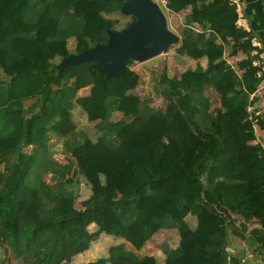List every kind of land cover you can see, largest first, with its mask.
Returning <instances> with one entry per match:
<instances>
[{"label": "trees", "instance_id": "1", "mask_svg": "<svg viewBox=\"0 0 264 264\" xmlns=\"http://www.w3.org/2000/svg\"><path fill=\"white\" fill-rule=\"evenodd\" d=\"M166 1L169 11L186 7L185 0ZM198 1L188 0L191 12L177 53L205 58L206 67L197 63L173 78L163 73L154 88L164 102L157 109L133 94L139 84L133 70L113 77L87 61L59 67L72 57L70 39L73 56L107 44L115 22L106 16L120 13L123 0H0V156L8 172L0 189V264L7 253L19 264H31L30 257L32 264H71L89 248L90 223H75L80 215L64 176L74 164L90 191L84 213L108 235L118 236L125 226L124 239L134 251L156 232L173 229L179 243L161 245L164 264H238L225 248L230 235L244 239L236 225L242 220L258 225L249 235L264 258V148L252 144L248 110L264 84L258 65L264 52L237 26L235 4L200 0L209 1L203 18ZM227 46L232 56L244 55L235 67L223 59ZM85 88L89 94L79 97ZM206 89L215 92L217 106ZM76 108L101 134L96 142L54 129ZM115 112L124 119L112 121ZM16 113L19 128L12 121ZM165 135L171 141L163 145ZM52 139H65L71 156L65 164L54 160ZM125 171L131 185L113 201L105 179ZM134 251L119 244L105 258L83 264H157Z\"/></svg>", "mask_w": 264, "mask_h": 264}, {"label": "rangeland", "instance_id": "2", "mask_svg": "<svg viewBox=\"0 0 264 264\" xmlns=\"http://www.w3.org/2000/svg\"><path fill=\"white\" fill-rule=\"evenodd\" d=\"M152 2L156 3L159 8L161 9L167 31L176 37V42L168 43L165 48V51H161L156 56L139 61V60H132L129 59L124 64V69L133 70L139 76V84L137 88L133 91V94L137 95L143 102H146L150 107H154L157 109H161L163 107V100L161 97L156 95L155 93V86L157 79L163 74L166 73L170 78L179 77L182 73L193 70L197 63H199L203 68L206 67V60L200 59L198 61H194L190 58L185 56H181L177 53V48L180 45V41L182 38V33L184 29V18L187 14L191 12V7L188 4V0H185L186 7L179 11H169L166 7L160 6L158 4V0H151ZM230 2V0H227ZM209 2V1H208ZM208 2H201L198 1V8L199 14L201 17L205 18L206 13L208 12L207 4ZM108 19L115 22V25L111 32L121 34L123 33L130 25L134 24V22H139L141 24V16L138 12L133 13H126L120 12L116 13ZM238 26V23H237ZM195 28L200 29L198 26ZM74 45V42H72ZM70 50V45L67 46ZM72 50L71 54L73 56ZM70 52V51H69ZM232 49L231 47H225V53L223 59L225 60L226 64L231 67H235L238 60L244 58V55L238 53L235 56L231 55ZM264 58V53H263ZM264 61V59L262 60ZM261 61V62H262ZM56 64L60 62V60L54 61ZM111 66H114V63L109 62ZM97 63H94L96 65ZM261 66L262 70L264 71V63L258 64ZM97 66V65H96ZM101 69V68H100ZM102 70V69H101ZM114 73L116 71H113ZM205 95L212 101L213 106H217L219 102L215 92L212 89H206ZM251 105H249V112L253 114V122H254V131L256 135V140L252 144H259L264 148V129L260 126L262 122H264V84L261 83L258 86L256 93L251 96ZM18 114H14L12 120L14 122L18 120ZM123 116L119 112H115L112 115V121H120L123 120ZM73 124L72 127H69L64 130V135L67 136L70 131L74 130L77 132L76 138L79 136V132L82 133L84 136L96 142L99 137L101 136L95 129L94 123H89L86 117L79 111H75L73 113L72 118ZM76 134V133H75ZM65 139L60 141L59 143L55 142L53 139L50 141L49 145L53 150H55L56 154L54 155V160L60 164H65L66 160H69L71 156L66 154L64 150L63 142ZM171 141L170 135H165L162 140V144L166 145ZM30 149H26V152H29ZM8 172L4 166V157L0 156V189H2L5 176H7ZM65 178L70 181L71 189L75 196L74 200V210L77 214H79V219L75 223H81L82 221L87 220L90 224L88 226V231L91 233L92 242L89 245V248L74 257L71 261V264H83L93 262L99 258H105L107 256V251L110 247L119 245L123 243V246L126 248H130L134 250L130 243L126 242L124 236L127 232V228L125 226H120L118 231V236L108 235L104 231L100 230L98 225L93 222L91 213H84L83 208V201L87 199L90 194L89 189L81 180L79 166L74 164V167L71 168L69 171L65 173ZM44 180L51 184L50 176L47 175L44 177ZM107 185H110L112 188L110 190L113 201L119 199L121 192H123L126 188L131 185V178L127 171L116 175L110 181L105 179ZM111 218V216H106V219ZM190 218V217H189ZM188 224L190 227H193L194 221L190 218L187 219ZM238 230L243 231V235L249 234L252 228H255L258 225L255 222H244L241 221L238 225ZM255 226V227H254ZM250 228V229H249ZM243 229V230H242ZM232 235H230L231 238ZM163 243H168L170 246L177 245L178 243V235L176 234V230L172 229H163V231L156 232L144 245L143 247L137 252L138 256H142V254H148L153 256L156 259L157 264H160L163 255L161 254L160 247ZM0 258L1 257L0 255ZM30 263H33V259L29 258ZM3 264H19L18 261L12 259L9 253L6 254L4 257Z\"/></svg>", "mask_w": 264, "mask_h": 264}, {"label": "water", "instance_id": "3", "mask_svg": "<svg viewBox=\"0 0 264 264\" xmlns=\"http://www.w3.org/2000/svg\"><path fill=\"white\" fill-rule=\"evenodd\" d=\"M123 1L125 4L121 12H138L141 24L134 22L121 34L109 31L106 45L72 56L62 62L60 68L67 64L87 61L92 63V68L99 73L115 77L125 71L124 64L127 60L143 61L152 58L165 51L168 43L176 42V37L167 31L164 15L156 3L151 0ZM109 62L114 63V66ZM94 63H97V66Z\"/></svg>", "mask_w": 264, "mask_h": 264}, {"label": "crops", "instance_id": "4", "mask_svg": "<svg viewBox=\"0 0 264 264\" xmlns=\"http://www.w3.org/2000/svg\"><path fill=\"white\" fill-rule=\"evenodd\" d=\"M232 1H234L233 4L236 5V9L238 13V18H239L237 22L238 27L242 28L252 38L253 46H255L258 50H262L264 52V0H232ZM110 16H106V18ZM72 42H74V40L70 39L68 40V44H67V46L70 45V50L67 47L70 53L74 49V45L72 44ZM261 56L263 57V55ZM202 59H205V58H202ZM55 60H59V59L57 58ZM88 94H89V88L81 89L77 93L79 97L87 96ZM75 111L81 112L77 108L74 109L72 112V118H73V113ZM72 118L68 122L59 124L54 129H57L62 134H64L65 129L72 127L71 126L73 124ZM14 124L17 128L20 127L21 120L19 116H18V120H16ZM187 219H190L189 216L186 218V220ZM191 219L194 221V224H193V227H190V228L195 229L196 220L194 218H191ZM241 221L242 220L237 222L236 224L237 228L239 227L238 225L240 224ZM228 233L230 234V231H228ZM243 237L244 239L242 240L236 236H231V238L229 236L228 248L230 250V256L238 260L237 262L238 264H264V258H261L260 256L257 255L258 254L257 249H256L257 246L254 244V240L250 237L248 233L243 235ZM178 243H179V236H178ZM178 243L177 245L170 246V247L176 248L178 246ZM124 247L126 248V246ZM127 250H132V249L128 248ZM137 252L138 251L136 250L134 251V253L138 256ZM144 256H151V255L142 254V256H138V257H144ZM160 264H164V257L162 258Z\"/></svg>", "mask_w": 264, "mask_h": 264}, {"label": "built area", "instance_id": "5", "mask_svg": "<svg viewBox=\"0 0 264 264\" xmlns=\"http://www.w3.org/2000/svg\"><path fill=\"white\" fill-rule=\"evenodd\" d=\"M158 1H159L158 4L160 6L166 7V4H167V1L166 0H158ZM230 2L233 3L234 1L230 0ZM225 251L230 254V250H229L228 247L225 248Z\"/></svg>", "mask_w": 264, "mask_h": 264}, {"label": "bare ground", "instance_id": "6", "mask_svg": "<svg viewBox=\"0 0 264 264\" xmlns=\"http://www.w3.org/2000/svg\"><path fill=\"white\" fill-rule=\"evenodd\" d=\"M167 28H168V27H167ZM167 28H166V29H167ZM126 63H127V62H126Z\"/></svg>", "mask_w": 264, "mask_h": 264}]
</instances>
